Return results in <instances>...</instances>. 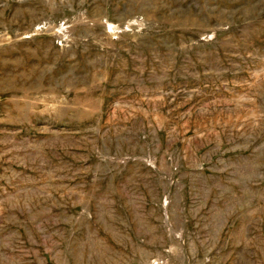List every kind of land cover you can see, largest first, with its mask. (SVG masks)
<instances>
[{
  "label": "rangeland",
  "instance_id": "374dc122",
  "mask_svg": "<svg viewBox=\"0 0 264 264\" xmlns=\"http://www.w3.org/2000/svg\"><path fill=\"white\" fill-rule=\"evenodd\" d=\"M0 264H264V0H0Z\"/></svg>",
  "mask_w": 264,
  "mask_h": 264
}]
</instances>
